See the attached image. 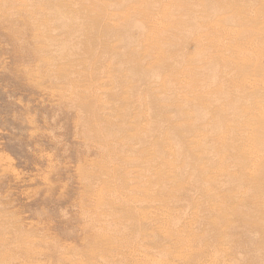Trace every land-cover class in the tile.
Wrapping results in <instances>:
<instances>
[{"label": "rangeland", "instance_id": "374dc122", "mask_svg": "<svg viewBox=\"0 0 264 264\" xmlns=\"http://www.w3.org/2000/svg\"><path fill=\"white\" fill-rule=\"evenodd\" d=\"M0 264H264V0H0Z\"/></svg>", "mask_w": 264, "mask_h": 264}, {"label": "bare ground", "instance_id": "6f19581e", "mask_svg": "<svg viewBox=\"0 0 264 264\" xmlns=\"http://www.w3.org/2000/svg\"><path fill=\"white\" fill-rule=\"evenodd\" d=\"M259 175H260V176H262V174H261V173H259ZM260 176H259V177H260ZM204 256H205V255H204Z\"/></svg>", "mask_w": 264, "mask_h": 264}]
</instances>
